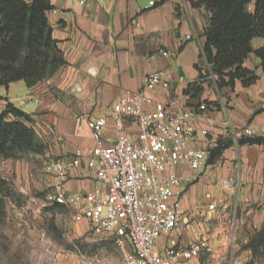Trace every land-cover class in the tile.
I'll use <instances>...</instances> for the list:
<instances>
[{"label": "crops", "instance_id": "crops-1", "mask_svg": "<svg viewBox=\"0 0 264 264\" xmlns=\"http://www.w3.org/2000/svg\"><path fill=\"white\" fill-rule=\"evenodd\" d=\"M197 1L49 0L46 17L64 64L32 87L23 81L0 86V112L10 103L28 114L45 146L42 155L69 161L77 150L88 158L94 147L88 119L107 118L103 136L113 141L109 115L124 91H143L165 104L176 97L181 104L202 106L204 117L195 122L208 132L199 136L206 165L198 172L181 169L183 220L157 245L163 251L172 243L205 238L213 245L211 256L177 264H258L245 246L264 228V145L237 142L246 127L264 132V72L254 54L264 48V39H252L244 62L257 77L253 83L236 80L233 87L218 88L216 78L202 81L211 69L201 55L208 13ZM249 6L252 11L253 3ZM162 70L170 74L169 90L144 89V77ZM126 127L133 136L135 124L127 121ZM218 142L231 144L210 158ZM230 178L235 186L225 184ZM93 181L88 171L71 170L63 187L78 193ZM209 203L215 211H208Z\"/></svg>", "mask_w": 264, "mask_h": 264}, {"label": "built area", "instance_id": "built-area-1", "mask_svg": "<svg viewBox=\"0 0 264 264\" xmlns=\"http://www.w3.org/2000/svg\"><path fill=\"white\" fill-rule=\"evenodd\" d=\"M161 54L166 57L168 52ZM215 78L210 70L201 80ZM170 79L165 70L153 72L144 77L143 88L169 90ZM201 109L181 104L176 97L165 104L143 91H124L109 115L113 141L107 143L103 136L107 118H91L88 127L94 147L89 157L84 159L83 152L77 150L69 161L46 163L45 170L54 178L46 202L67 209L75 224L85 223L97 232L125 239L130 250L124 253L122 264H177L211 256L214 248L205 238L180 246L172 243L163 251L157 245L160 238H169L183 220L181 169L198 172L206 165L207 152L199 136L206 137L208 132L195 122L196 117H204ZM127 121L135 124L133 136ZM238 136L264 139V132L258 134L246 127ZM71 170L91 173V188L66 192L63 185ZM225 184L235 186L231 178ZM207 209L215 211V204L209 203Z\"/></svg>", "mask_w": 264, "mask_h": 264}, {"label": "trees", "instance_id": "trees-1", "mask_svg": "<svg viewBox=\"0 0 264 264\" xmlns=\"http://www.w3.org/2000/svg\"><path fill=\"white\" fill-rule=\"evenodd\" d=\"M251 3L253 10L248 11ZM194 5L204 6L208 13L201 55L216 75L217 87H233L236 80L243 86L253 83L257 77L244 67V62L252 53V39H264V0H198ZM51 9L49 0H0V86L23 81L32 87L50 78L64 64L46 17ZM254 54L264 72V48ZM30 122L28 114L10 103L0 112L1 159L44 153L45 146ZM237 143L264 145V139L246 138ZM230 144L218 142L210 158ZM10 195L9 182L0 176V208ZM245 247L252 261L264 264V228L251 236Z\"/></svg>", "mask_w": 264, "mask_h": 264}, {"label": "rangeland", "instance_id": "rangeland-1", "mask_svg": "<svg viewBox=\"0 0 264 264\" xmlns=\"http://www.w3.org/2000/svg\"><path fill=\"white\" fill-rule=\"evenodd\" d=\"M48 161L31 152L0 160L11 190L0 208V264H122L125 239L75 224L67 209L46 202L54 187Z\"/></svg>", "mask_w": 264, "mask_h": 264}]
</instances>
